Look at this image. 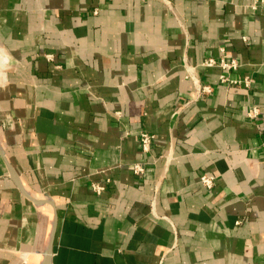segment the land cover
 <instances>
[{
    "label": "crops",
    "instance_id": "crops-1",
    "mask_svg": "<svg viewBox=\"0 0 264 264\" xmlns=\"http://www.w3.org/2000/svg\"><path fill=\"white\" fill-rule=\"evenodd\" d=\"M0 55V264H264V0H0Z\"/></svg>",
    "mask_w": 264,
    "mask_h": 264
},
{
    "label": "built area",
    "instance_id": "built-area-1",
    "mask_svg": "<svg viewBox=\"0 0 264 264\" xmlns=\"http://www.w3.org/2000/svg\"><path fill=\"white\" fill-rule=\"evenodd\" d=\"M202 68H217L220 70V75L218 78V82L221 85L225 86H236L238 84L237 80L232 79L230 77V73L235 71L237 69V62L234 59H228L226 60L224 57H222L220 60H215L213 58L205 59L201 64ZM191 79L195 80L193 77ZM197 86V94H211L213 91L212 84H198L197 80L193 81ZM248 80H245V83H247ZM257 114V109L254 108L250 112L251 116H255ZM154 135L150 134L148 132H139V142H140V149L143 153H148L151 150V146L154 140ZM133 173L135 175H142L144 173V168L140 164H135L132 166ZM201 183L207 188L212 189L215 184V180L211 176L203 175L200 178ZM92 189L97 193L100 194L104 187L94 184L92 186Z\"/></svg>",
    "mask_w": 264,
    "mask_h": 264
},
{
    "label": "water",
    "instance_id": "water-1",
    "mask_svg": "<svg viewBox=\"0 0 264 264\" xmlns=\"http://www.w3.org/2000/svg\"><path fill=\"white\" fill-rule=\"evenodd\" d=\"M1 154V153H0ZM2 155V154H1ZM9 168V172L12 178L15 179V175L12 171V169L10 168V166H8ZM26 195V194H25ZM27 196V195H26ZM29 198V196H27ZM31 201L35 202V203H39L40 201L34 200L29 198ZM47 203L52 205V202L47 201ZM55 230H56V216H54V221H53V232H52V237H51V242L49 244V248L47 250V253L45 255V261L44 264H50L51 263V255H52V244H53V238H54V234H55Z\"/></svg>",
    "mask_w": 264,
    "mask_h": 264
},
{
    "label": "bare ground",
    "instance_id": "bare-ground-1",
    "mask_svg": "<svg viewBox=\"0 0 264 264\" xmlns=\"http://www.w3.org/2000/svg\"><path fill=\"white\" fill-rule=\"evenodd\" d=\"M0 64L3 65V57L0 55Z\"/></svg>",
    "mask_w": 264,
    "mask_h": 264
}]
</instances>
